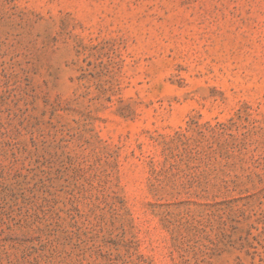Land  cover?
Instances as JSON below:
<instances>
[{"label":"rangeland","instance_id":"obj_1","mask_svg":"<svg viewBox=\"0 0 264 264\" xmlns=\"http://www.w3.org/2000/svg\"><path fill=\"white\" fill-rule=\"evenodd\" d=\"M0 264H264V0H0Z\"/></svg>","mask_w":264,"mask_h":264}]
</instances>
